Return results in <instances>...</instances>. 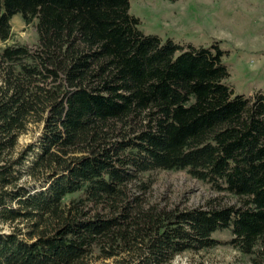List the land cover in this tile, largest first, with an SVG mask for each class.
Instances as JSON below:
<instances>
[{
	"label": "trees",
	"instance_id": "trees-1",
	"mask_svg": "<svg viewBox=\"0 0 264 264\" xmlns=\"http://www.w3.org/2000/svg\"><path fill=\"white\" fill-rule=\"evenodd\" d=\"M16 16L38 43L0 49V264H171L225 232L264 264V93L225 52L146 35L129 0H0V43ZM159 171L238 205L148 206Z\"/></svg>",
	"mask_w": 264,
	"mask_h": 264
},
{
	"label": "rangeland",
	"instance_id": "rangeland-1",
	"mask_svg": "<svg viewBox=\"0 0 264 264\" xmlns=\"http://www.w3.org/2000/svg\"><path fill=\"white\" fill-rule=\"evenodd\" d=\"M130 13L141 21L146 35L158 36L183 47H219L225 52L223 64L230 73L229 85L237 95L252 97L264 93V0H129ZM13 36L8 45L34 47L38 43L36 25H26L21 16L12 21ZM38 134L33 131L20 139L30 143ZM150 189L145 196L148 206L163 210L227 208L238 200L187 172L159 171L150 175ZM10 230L5 228V232ZM224 243L213 250L184 254L171 264H250L226 244L228 233L215 236ZM92 264H113L100 261Z\"/></svg>",
	"mask_w": 264,
	"mask_h": 264
}]
</instances>
